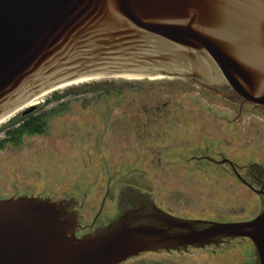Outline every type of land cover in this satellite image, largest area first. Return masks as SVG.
Segmentation results:
<instances>
[{"label":"water","instance_id":"obj_1","mask_svg":"<svg viewBox=\"0 0 264 264\" xmlns=\"http://www.w3.org/2000/svg\"><path fill=\"white\" fill-rule=\"evenodd\" d=\"M117 77L190 79L264 106V0H0V121L64 85ZM79 218L74 199L0 200V264H123L238 239L264 264V210L217 222L153 203L81 237Z\"/></svg>","mask_w":264,"mask_h":264},{"label":"rangeland","instance_id":"obj_2","mask_svg":"<svg viewBox=\"0 0 264 264\" xmlns=\"http://www.w3.org/2000/svg\"><path fill=\"white\" fill-rule=\"evenodd\" d=\"M35 105L39 110L31 118L46 121L43 132L24 134L19 145L0 146V198L74 199L82 224L97 218L98 227L117 215L126 188L149 194L159 207L183 218L245 221L263 208L229 167L195 158L217 154L219 143L235 150L240 141L244 163L264 164V114L246 108L237 129L229 128L221 117L234 118L237 106L190 79L94 80L53 92ZM23 110L0 126V141L7 139L5 125ZM256 260L252 242L238 239L188 254H145L127 264Z\"/></svg>","mask_w":264,"mask_h":264},{"label":"flooded vegetation","instance_id":"obj_3","mask_svg":"<svg viewBox=\"0 0 264 264\" xmlns=\"http://www.w3.org/2000/svg\"><path fill=\"white\" fill-rule=\"evenodd\" d=\"M219 94L224 96L226 99H229L238 108V113L236 116H234V118L231 119V116H227V114L225 116L221 117L225 120L226 126L229 128L237 129L238 123H239L238 121L242 118L243 112L246 108H251L255 112L264 114V106L257 105L254 103H250V102H246L245 99L238 94H235V93L230 92L228 90H225L224 92L219 93ZM24 110H26V108ZM38 110H39V107L37 108V110L35 112H37ZM31 116H33V115L30 114V115L24 116L21 113L16 119H13L10 122H8L5 125L7 139L1 140L0 146H2L3 144H5L7 142L10 144L12 142H14L13 137L18 135V130L23 128L31 120H33V118H31ZM235 133H239V132L236 131ZM218 145H220L221 151L218 152L217 154L203 155L201 157L195 158V160L198 163H204L207 166L208 165H215V166H219L221 168L229 167L231 169L233 175L237 178V180L242 185H244L249 190H251L257 197H259V199L261 200V202L263 204V208L261 210V212H262L264 210V164H260L258 162L257 163L256 162L244 163L243 156L240 153V152H242V150H238L239 148H241V147L238 148V145L239 146L242 145V142H240V141L237 143V145L236 144L233 145L235 150L232 149V145H228L227 143L226 144L225 143H219ZM18 196L19 195H11L8 198H0V200L9 199V198L18 197ZM30 196H32V195H30ZM34 196H36V195H34ZM38 196H42V195H38ZM42 197H47V196H42ZM107 197H108V193L106 194V197L103 201V204H102V207H101V210L99 213H101L103 211L104 204L107 200ZM153 203L157 207H159L155 203L154 199L149 194L141 193L139 191L137 192L135 190L126 188V189L122 190V192L120 193L117 215L114 218H112L111 220H109L108 223H106L105 225H101L99 227L95 225L97 218L94 220L93 224H91L90 226H85L80 221L81 229L79 231L78 236L81 237L85 234L91 233L92 231H94L97 228L108 225L112 220L117 218L123 212L129 211V210H141V211L147 210L148 211L150 209V205ZM159 208L162 209L161 207H159ZM77 209H78V207H77ZM162 210L165 211L164 209H162ZM165 212L174 216V217L181 218V219L211 221L208 219L183 218V217H179V216H176L174 214H171L167 211H165ZM254 218H252V219H254ZM252 219H249V220H252ZM249 220H245V221H249ZM145 222H149V220H145ZM150 222H152V221L150 220ZM217 222H220V221H217ZM234 222H243V221H234ZM192 251H196V250L189 249V252H187V253H185V252L178 253L176 251H169L168 252L166 250H161V251H158L155 253H144V254H141L140 256L145 255V254H147V255H156V254L159 255V254H171V253L188 254ZM135 258H138V257H135ZM135 258L129 259L126 262H124L123 264H127L129 261H131Z\"/></svg>","mask_w":264,"mask_h":264},{"label":"trees","instance_id":"obj_4","mask_svg":"<svg viewBox=\"0 0 264 264\" xmlns=\"http://www.w3.org/2000/svg\"><path fill=\"white\" fill-rule=\"evenodd\" d=\"M69 92L64 93L68 94ZM63 95V96H64ZM54 99H59V95H54ZM61 98V97H60ZM46 126V121L39 119H33L31 120L27 125H25L23 128L18 130V135L15 136L14 145H19L21 141V137L26 134L28 136L35 135V134H41L43 132L44 127ZM18 141V142H17Z\"/></svg>","mask_w":264,"mask_h":264},{"label":"bare ground","instance_id":"obj_5","mask_svg":"<svg viewBox=\"0 0 264 264\" xmlns=\"http://www.w3.org/2000/svg\"><path fill=\"white\" fill-rule=\"evenodd\" d=\"M126 79L131 80L132 78H127V77H126ZM158 79H163V78H158ZM91 81H94V80H83V81H77V82H74V83H71V84H68V85H64L63 87H59V88H57V89H56L55 91H53V92H56V91H59V90H63V89H65V88H69V87H72V86H77V85L85 84V83H87V82H91ZM53 92H51V93H53ZM51 93L44 94V95H42L41 97L34 99L33 101L30 102L29 105H35L38 101L42 100L43 98H45L46 96H48V95L51 94ZM19 111H20V110H19ZM17 112H18V111H17ZM17 112H15V113H17ZM15 113L12 114V115H10V116L7 117L6 119H3L2 121H0V126H1L2 124H4L5 122H7V121H8L13 115H15Z\"/></svg>","mask_w":264,"mask_h":264}]
</instances>
